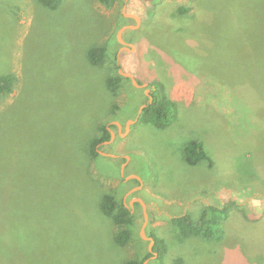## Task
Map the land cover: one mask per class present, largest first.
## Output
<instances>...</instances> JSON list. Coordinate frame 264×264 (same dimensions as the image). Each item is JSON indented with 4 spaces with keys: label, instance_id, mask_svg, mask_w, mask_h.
Masks as SVG:
<instances>
[{
    "label": "rangeland",
    "instance_id": "obj_1",
    "mask_svg": "<svg viewBox=\"0 0 264 264\" xmlns=\"http://www.w3.org/2000/svg\"><path fill=\"white\" fill-rule=\"evenodd\" d=\"M128 13L140 23L120 34ZM4 73L18 76L0 96V195L17 238L4 264H264V0H0ZM153 78L176 103L166 128L139 120ZM102 126L114 138L94 144ZM192 139L210 159L187 162ZM105 193L132 224L104 213ZM211 204L229 208L221 240L171 221Z\"/></svg>",
    "mask_w": 264,
    "mask_h": 264
},
{
    "label": "trees",
    "instance_id": "obj_2",
    "mask_svg": "<svg viewBox=\"0 0 264 264\" xmlns=\"http://www.w3.org/2000/svg\"><path fill=\"white\" fill-rule=\"evenodd\" d=\"M108 2V0H102ZM112 1V0H111ZM41 2L51 8L55 9L59 6L61 0H41ZM111 3V2H110ZM181 12L188 11V8H180ZM90 59L92 63H100L106 55V47L93 48L90 51ZM18 76L14 73H4L0 75V96L14 92V87ZM117 78L111 77L108 80V85L112 89L116 87ZM151 85L154 87L151 90L153 101H148L143 108L140 121L144 123H151L158 128L168 127L174 120L176 114V103L170 99L164 89L162 82L153 78ZM103 135L94 139V144H99L111 138L110 129L108 126H102ZM94 148H96L94 146ZM94 154H98L97 149H93ZM186 160L190 165H195L204 159H210L204 149L201 141L190 140L185 148ZM3 201L0 195V264H4L5 255H7V248L17 245V238L12 230V221L8 220L3 211ZM5 210V209H4ZM102 210L105 214L113 217L115 223L123 226L124 224H132L134 216L131 209L123 202L120 203L112 193H105L102 198ZM228 206H219L211 204L207 206L198 220H194L190 214H182L171 219L172 223L178 227L181 235L187 237L191 235L203 236L209 240H221L224 235L222 227L223 221L228 217ZM131 237V231L127 228L121 230L115 237L119 244H125ZM155 244L153 250L158 253V258L163 259L166 249L164 239L153 234ZM151 256V253L147 257ZM123 264H138L137 260L129 259Z\"/></svg>",
    "mask_w": 264,
    "mask_h": 264
},
{
    "label": "water",
    "instance_id": "obj_3",
    "mask_svg": "<svg viewBox=\"0 0 264 264\" xmlns=\"http://www.w3.org/2000/svg\"><path fill=\"white\" fill-rule=\"evenodd\" d=\"M129 16L133 17L135 20H136V24L135 25H127V26H124L121 28V30L119 31V33L121 34V32L126 29V28H132V27H136L139 23H140V17L134 13H128ZM119 34V35H120ZM122 42L125 44V48L127 49H132L133 47H135L132 43H129V42H126L125 40L122 39ZM125 76L131 78V80L133 81V83L139 87H143L146 85V83H139L138 80L135 78L134 74L131 73V72H123L121 71ZM153 101V96L150 94V102ZM147 104H144L139 113L142 112L143 108L146 106ZM139 119V115L134 118V119H131L132 122H135ZM130 121V120H129ZM118 126H121V124L119 122H115ZM110 129V128H109ZM130 129V126H129V122L127 123L126 125V131ZM110 132H111V138L109 140H106L105 142H110L113 138H114V131L112 129H110ZM102 152V151H101ZM103 153V152H102ZM134 176V175H133ZM136 177L141 181V177H139L138 175H136ZM137 202H139L140 204H142L143 206H145V203L144 201L141 199V198H134ZM133 199V200H134ZM133 200L131 202V206L133 207L134 204H133ZM145 223H147V213H146V219H145ZM155 243V239L154 237H151V247L153 246V244ZM153 253L154 255L153 256H157L158 253L156 251L153 250ZM147 261V260H145Z\"/></svg>",
    "mask_w": 264,
    "mask_h": 264
},
{
    "label": "clouds",
    "instance_id": "obj_4",
    "mask_svg": "<svg viewBox=\"0 0 264 264\" xmlns=\"http://www.w3.org/2000/svg\"><path fill=\"white\" fill-rule=\"evenodd\" d=\"M255 203V202H254Z\"/></svg>",
    "mask_w": 264,
    "mask_h": 264
},
{
    "label": "crops",
    "instance_id": "obj_5",
    "mask_svg": "<svg viewBox=\"0 0 264 264\" xmlns=\"http://www.w3.org/2000/svg\"><path fill=\"white\" fill-rule=\"evenodd\" d=\"M132 207V206H131Z\"/></svg>",
    "mask_w": 264,
    "mask_h": 264
}]
</instances>
